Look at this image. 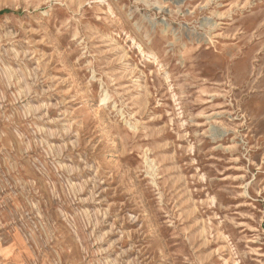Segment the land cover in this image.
Returning a JSON list of instances; mask_svg holds the SVG:
<instances>
[{
  "label": "rangeland",
  "instance_id": "obj_1",
  "mask_svg": "<svg viewBox=\"0 0 264 264\" xmlns=\"http://www.w3.org/2000/svg\"><path fill=\"white\" fill-rule=\"evenodd\" d=\"M0 264H264V0H0Z\"/></svg>",
  "mask_w": 264,
  "mask_h": 264
},
{
  "label": "crops",
  "instance_id": "obj_2",
  "mask_svg": "<svg viewBox=\"0 0 264 264\" xmlns=\"http://www.w3.org/2000/svg\"><path fill=\"white\" fill-rule=\"evenodd\" d=\"M14 248H8V251H9V254L8 255H11L10 253H11V251H16L15 249L13 250ZM3 257H5V256H7V255H2ZM8 257H10V256H8ZM16 259H18V258H16Z\"/></svg>",
  "mask_w": 264,
  "mask_h": 264
}]
</instances>
